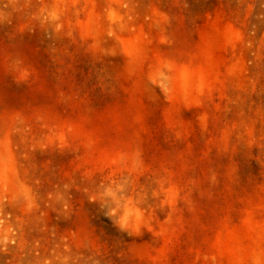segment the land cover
Wrapping results in <instances>:
<instances>
[{"label":"rangeland","instance_id":"1","mask_svg":"<svg viewBox=\"0 0 264 264\" xmlns=\"http://www.w3.org/2000/svg\"><path fill=\"white\" fill-rule=\"evenodd\" d=\"M0 264H264V0H0Z\"/></svg>","mask_w":264,"mask_h":264}]
</instances>
